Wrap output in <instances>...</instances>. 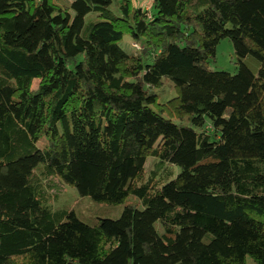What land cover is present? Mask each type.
<instances>
[{
  "label": "trees",
  "instance_id": "1",
  "mask_svg": "<svg viewBox=\"0 0 264 264\" xmlns=\"http://www.w3.org/2000/svg\"><path fill=\"white\" fill-rule=\"evenodd\" d=\"M0 264H264V0H0Z\"/></svg>",
  "mask_w": 264,
  "mask_h": 264
},
{
  "label": "rangeland",
  "instance_id": "2",
  "mask_svg": "<svg viewBox=\"0 0 264 264\" xmlns=\"http://www.w3.org/2000/svg\"><path fill=\"white\" fill-rule=\"evenodd\" d=\"M153 0H132V6L142 7L147 11L152 10ZM73 11H70L69 17L73 16ZM251 60V59H249ZM250 62V61H249ZM209 67L213 70H224L230 73L237 72V59L232 42L228 39H222L216 48V56L209 62ZM165 94L163 100H167L175 93L173 88L164 86ZM177 94V92H176ZM157 159L149 157L146 162L145 172L146 175L150 174V171L154 168ZM172 177L174 178L178 173V167L176 164L172 165ZM50 194L55 197V192L58 194L59 199L54 201L55 206L58 207H70L76 209V214L84 221L89 223L96 222L97 218L101 215L103 217L116 218L120 215L124 204H118L117 206L109 207L102 204H96L91 200L88 201L84 198L81 189L79 187H71L65 185L59 178L50 177L45 179ZM53 199V198H52ZM128 201H133L130 198ZM94 218V221H92Z\"/></svg>",
  "mask_w": 264,
  "mask_h": 264
}]
</instances>
